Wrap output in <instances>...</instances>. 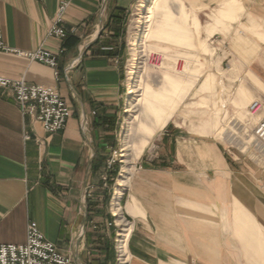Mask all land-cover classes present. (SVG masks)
Here are the masks:
<instances>
[{"label":"crops","instance_id":"1","mask_svg":"<svg viewBox=\"0 0 264 264\" xmlns=\"http://www.w3.org/2000/svg\"><path fill=\"white\" fill-rule=\"evenodd\" d=\"M139 1L0 0L3 42L56 54L59 73L56 78L50 67L0 53V77L56 88L71 111L64 131L48 136L22 115L11 93L0 91L1 245H24L34 223L73 264H109L104 236L112 231L99 215V157L108 149L106 129L121 90L118 42ZM171 1L154 0L150 40L160 39L164 19L184 31L181 44L190 46L188 19L200 27L212 13L216 24L238 16L223 25L230 34L241 29L260 49L255 55L249 40L237 37L249 62H240L253 83L249 96L263 104L264 0H181L177 14ZM61 2L67 3L66 37L58 39L49 28ZM238 93L245 96L241 88ZM167 123L156 131L162 156L140 157L123 199L129 264H264V164L248 165L206 138H179L176 125Z\"/></svg>","mask_w":264,"mask_h":264},{"label":"rangeland","instance_id":"2","mask_svg":"<svg viewBox=\"0 0 264 264\" xmlns=\"http://www.w3.org/2000/svg\"><path fill=\"white\" fill-rule=\"evenodd\" d=\"M153 2L154 0L152 5ZM141 4L140 0L127 17L123 38L118 42L119 69L122 71L121 90L113 122L109 123L106 129L109 131L105 137L108 149L99 157L102 168L98 173L100 186L97 190V199L102 203L100 211L103 212L99 215L104 220H109L104 229L112 231L109 237L104 236L107 241L106 261L109 264H118L117 259L121 250H117L116 242L119 240L117 235L122 229H126L123 234L126 235L121 241V245L124 246L123 253L127 255V260L130 257L128 238L131 224L129 218L123 214V199L128 193L129 182L138 170V161L144 155L150 160L162 156L161 146L155 141L161 132H156L160 130L157 121L159 119L154 117L153 112L161 114L163 125L171 119L167 125L169 123L176 125L179 138H187L192 134L194 137L218 142L226 152L241 158L248 165L257 164V159L252 154L251 143L255 125L264 118V103L263 108L255 115L250 116L247 112L252 101L258 99L249 96L253 83L249 79V70L240 64L244 62L247 65L249 62L246 61L245 55L241 54L236 43L238 39L243 40V36L248 39V34L239 28L230 34L228 28L223 25L225 22L235 24L236 20H239L238 16L234 21L225 19L221 24H216L211 18L214 14L212 13L200 22L197 20L200 27L195 26L194 19H188L185 26L191 43L187 46L180 41L184 31L177 29L171 21L165 19L162 21L164 29L160 39L150 40L153 22L151 5L149 11L151 21L147 25L148 32L142 41L145 57L140 61L139 68L135 69L138 72L133 77L131 75L133 45L139 31L145 28L140 23ZM179 6H183L181 0L170 2V9L176 14ZM201 44L204 49L201 48ZM249 47L254 48L255 55L256 50L260 51L252 39L249 40ZM184 65H187L188 70L185 75L180 74ZM167 74L173 80L180 81L178 95L164 92ZM131 86H137L136 93L129 95ZM240 88L244 90L245 96L238 93ZM262 93L264 95V91ZM236 123L241 127L238 129L233 127ZM122 134L124 135L121 138ZM121 139L124 146L119 142ZM135 151H138L137 156ZM125 169V173H128L127 184L124 187H117L121 172ZM117 188H121V195L114 204ZM129 262L130 260L126 264Z\"/></svg>","mask_w":264,"mask_h":264},{"label":"built area","instance_id":"3","mask_svg":"<svg viewBox=\"0 0 264 264\" xmlns=\"http://www.w3.org/2000/svg\"><path fill=\"white\" fill-rule=\"evenodd\" d=\"M103 1V0H99ZM67 3L61 2L56 19L49 28V36L62 39L66 37V30L62 23V13ZM0 53H7L16 57H22L30 62H38L53 70L55 77L57 72L58 56L43 49L26 52L14 49L3 42L2 32L0 31ZM67 71V70H66ZM0 91L12 94L22 115L31 119L33 124H38L40 129L48 136L63 132L69 118L71 117L70 108L61 97L56 88L41 85H31L21 78L11 80L0 77ZM263 108L259 100H254L248 106L247 112L250 116L255 115ZM94 114V113H93ZM237 123L233 125L237 129L241 126ZM87 127V120L81 123L82 131ZM28 139V137H27ZM253 155L258 161L264 164V118L260 120L254 128V138L251 143ZM27 239L24 245H1L0 244V264H73L71 257L59 251L58 247L50 243L44 235L37 229L34 223H30L26 230ZM124 229L118 233L117 250H121L118 264H126L127 255L122 253L120 242L123 239ZM126 258V259H125Z\"/></svg>","mask_w":264,"mask_h":264},{"label":"bare ground","instance_id":"4","mask_svg":"<svg viewBox=\"0 0 264 264\" xmlns=\"http://www.w3.org/2000/svg\"><path fill=\"white\" fill-rule=\"evenodd\" d=\"M153 1V0H152ZM152 1L151 0H143L142 4L139 5L140 9H139V13H140V16H141V19L142 21H140V23L145 26L144 30H140L139 31V34H137V38H136V41L134 42V49H133V54H132V57H133V63L131 64V75L133 77H135V75L137 74L138 71H136L135 69L139 68L138 65L141 63L140 61L145 57L143 54V38L145 36V34H147L148 32V28L147 25L148 23L151 21V17H150V8H151V5H152ZM151 30L152 28L150 29V33H151ZM153 36V35H152ZM169 67V66H168ZM187 65H184V67L181 69V72L180 74H183L185 75L187 73ZM164 92H172L174 93L175 95L179 94V86H180V81L177 82L175 80H173L168 74L165 76V82H164ZM136 87L137 86H131L130 89H129V95H132V94H135L136 93ZM162 90V89H161ZM162 90V91H163ZM171 93V94H172ZM166 94V93H165ZM170 94V96H171ZM162 95V94H161ZM176 97V96H175ZM128 105H130V103L128 102ZM152 114H155L154 117H157L159 120L158 121V129L162 128L164 122L162 120V117H161V114L157 113V111L153 112ZM166 118V117H165ZM165 120V119H164ZM157 125V124H156ZM155 125V126H156ZM122 132H123V129H122ZM124 134L121 135V138L123 137ZM120 144L124 146L123 144V140L121 139L120 141ZM126 169L123 170L121 173H122V176L120 179H118V182H117V187H124V185L127 184V180H128V176L127 174L128 173H125ZM121 195V188H117V190L115 191V197L113 199V202L114 204H116V201H118L119 197ZM126 230V229H125ZM124 230V231H125ZM126 235V234H125ZM125 235H123V237H125ZM122 243V242H120ZM121 249H122V253H123V249H124V246L121 245Z\"/></svg>","mask_w":264,"mask_h":264}]
</instances>
